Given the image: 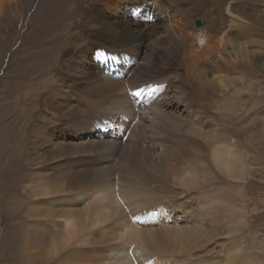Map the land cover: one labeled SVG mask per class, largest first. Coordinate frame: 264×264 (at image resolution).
Masks as SVG:
<instances>
[{
  "label": "bare ground",
  "instance_id": "1",
  "mask_svg": "<svg viewBox=\"0 0 264 264\" xmlns=\"http://www.w3.org/2000/svg\"><path fill=\"white\" fill-rule=\"evenodd\" d=\"M9 1L0 0V15ZM68 1L58 0V4ZM228 1L197 2L199 6H195L194 12L206 5L214 8L213 16L207 19L210 24L205 22L202 30L194 29L190 23L192 32L185 35L189 20L178 18L173 19V23H167L168 34L164 31L167 35L164 34L165 38L160 39L161 50L148 58V64L141 65V49L134 42L146 41L153 34H160L162 20L158 17L145 23L134 17L119 21L106 20L101 10V3L105 4V0H80L79 4L84 5L75 9L74 16L79 19L76 28L88 27L93 22H97L98 27L84 44L76 40L79 37V30L76 29L74 32L78 33L70 41L69 51L65 48L61 50L59 66L48 71L49 79L57 80L59 85L48 90L46 108L54 111L52 115H56L57 119L63 118L64 126L59 130L51 125L50 121L54 118L44 119L46 122L41 128L44 144L55 146L53 158L56 162L41 167L44 173L39 176L45 185L35 190L34 195L41 198L51 195L59 187L61 189L55 199H43V205L40 200L31 202L28 215H34L38 224L31 226L28 242L31 250L35 247L37 253H52L61 256V260H69L95 248L89 245L95 238L118 240L134 237L137 241L139 238L151 239L153 244L143 239L139 243L146 249L156 250L158 263L189 264L201 260V255L194 256L190 247L201 239L192 230L196 229L193 226L204 213L192 215L186 208L188 210H183L178 217H173L177 201L171 199L159 203L158 200L186 193L187 185L197 179V174L192 170H181L179 162L182 161L183 153L189 146L198 149L207 146L204 139L208 132L199 124L200 119L194 127L191 125L187 130L184 129L185 119L180 103L188 107L195 99L187 90L186 70L195 69L197 75H203L204 81L198 84L202 93L207 95L212 73L225 71L228 67L234 70H240L242 66L253 68L250 62L253 55L252 37L248 36L258 35L259 32L263 36L264 31H260V28L259 32H253L242 27L235 32L228 28V19L217 10L219 5ZM162 2L167 3L165 0ZM236 3L230 8L235 14L239 13L237 5H240ZM78 8L80 11L77 14ZM242 15L253 20L252 13L243 11ZM122 48L127 49L124 51ZM66 53H70L72 58L80 57V61L76 64L67 62L64 56ZM223 53L230 56L231 65L222 59ZM218 54L220 56L216 57ZM207 59H214L217 66L207 63L200 65V62ZM117 61L130 65L120 77L115 73H119ZM75 69L81 73L76 74ZM109 70L115 72L109 73ZM171 74L179 77L178 87H174L179 99L175 102L168 99L169 95L172 96L169 91L174 90L172 79L166 82ZM151 82L154 86L149 88ZM213 87L218 88L217 85ZM59 90L67 92L61 94L64 100L57 101ZM147 107L152 113L144 116L142 111ZM129 117L132 119L129 120ZM161 117L165 119L164 122L160 121ZM133 121L136 124L134 126ZM123 122L125 126L118 134L117 128ZM46 124L51 125L52 130H48ZM130 126H133L132 132L128 129ZM125 128L129 131L127 134ZM103 130H109L114 138H107L108 134L104 137L106 133L103 135ZM115 137L120 139L119 143ZM78 138H83V143L80 144ZM209 151L210 159L218 171L227 175L236 173L239 165L232 144L218 141L210 143ZM121 159L125 164L115 171L114 163ZM52 166L56 167V172L49 170ZM134 176L149 186L145 189L150 196L148 200L122 196L125 187L140 183L139 179L133 180ZM53 201L58 204L54 206ZM60 228L62 232L59 233ZM177 238H184V241L179 242L182 243L179 246L180 252L178 247L168 248L169 242H176ZM118 249L123 250V247ZM118 249L113 252V257L125 258ZM165 251L170 254L163 260L160 253Z\"/></svg>",
  "mask_w": 264,
  "mask_h": 264
},
{
  "label": "rangeland",
  "instance_id": "2",
  "mask_svg": "<svg viewBox=\"0 0 264 264\" xmlns=\"http://www.w3.org/2000/svg\"><path fill=\"white\" fill-rule=\"evenodd\" d=\"M105 1V4L101 3V10L106 20L119 21L131 17L144 23L156 17L162 20L160 34H153L146 41L134 42L141 49V65L148 64L149 59L161 50L160 39L165 38L166 32L168 34L167 23H173V19L178 18L189 20L187 35L189 31L192 32L190 23L197 30H202L205 22L209 25L207 19L213 16L214 11L213 7L206 5L194 12L195 6H199L197 2L201 0H165L167 3L162 0ZM235 2V5L240 4L237 5L239 13L236 14L230 10ZM79 3L80 0H70L61 5L58 0H11L6 3L0 15V264L158 263L156 250L146 249L139 243L143 239L153 244L150 238H139L138 241L134 237L118 240L95 238V241L89 243L95 248L69 260H61V256L52 253H37L35 247L31 250L28 245L31 226L38 225L34 215H28L31 202L40 200L42 204L43 199H55L60 195L57 193L60 187L51 195L41 198L34 195L35 190L45 185L39 176L44 173L41 167L56 162L53 158L55 146L44 144L45 139L41 133L43 123L47 117H52L55 120L51 119V125L59 130L64 126L63 118L57 119L56 115H52L54 111L46 108L48 90L59 85L57 80L49 79L48 71L59 66L58 56L64 48L69 51L70 41L78 33L74 32L76 29L79 30L76 40L84 44L87 37L98 27L97 22H93L88 27L76 28L75 24L79 19L74 16L75 9L84 5ZM78 9L77 14L80 11ZM217 10L228 19V28L235 32L242 27L253 32H259L260 28V31H264V0H229L219 5ZM243 11L254 14L253 20L244 18ZM248 37H252L250 41L253 55L250 62L253 68L242 66L240 70H234L228 67L226 72L223 70L212 73L207 85V95L202 93L198 84L204 81L203 75H197L195 69L186 70L187 90L195 99L189 108L185 103H180L185 119L184 129L194 127L200 119L199 124L208 132L204 139L207 146L202 149L189 146L183 153L182 161L179 162L181 170H192L197 174V179L187 185L186 193L170 195L163 197L165 200L158 201H180L176 202L178 205L175 206L173 217H178L186 208L192 215L204 213L201 220L193 226L196 229L192 230L201 239L190 247L194 256L201 255V262L191 261L189 264H264V35L261 36L259 32L258 35ZM259 40L262 43H258ZM122 49L126 51L127 48ZM64 56L71 64L80 61V57L72 58L70 53ZM219 56L220 54L216 57ZM223 56L222 59L231 65L230 56L226 53ZM213 61L214 59H207L200 62V65L207 63L214 66L216 63ZM128 66L117 61L116 68L119 73L110 70L109 73L115 72L120 77V74L126 73ZM74 72L81 73L78 69ZM170 80L174 83L173 88L178 87L177 75L171 74L166 82ZM152 84L153 82L148 85L149 88L154 86ZM174 90L169 91L172 96L168 97L173 102L179 99L176 94L178 91L176 88ZM64 92L66 91H58L57 101L64 100V95H61ZM148 107V110L142 111L144 116L152 113ZM163 120L165 119L161 117L160 121L164 122ZM134 121L133 126L136 125ZM51 125L46 124L48 130H52ZM123 126L124 122L117 128L118 134ZM133 126L128 128L131 132ZM125 129L127 134L129 131ZM103 135H107L109 139L114 138L109 130ZM115 140L119 143L120 139L115 137ZM217 141L232 144L239 165L233 175L218 171L210 159L209 144ZM78 142L83 143V138H78ZM125 154L127 150L124 151ZM123 164V159L115 162V171ZM51 168L50 171H57L56 167ZM134 179H139L140 183L125 187L122 196L134 200H148L150 196L145 189L149 186L144 185L145 182L138 176H134ZM52 204L56 206L58 203L53 201ZM58 231L60 233L62 229ZM182 241L184 238H177L176 242L172 240L168 248L178 247L180 252L179 246L182 243L179 242ZM120 247L123 250L118 249ZM117 249L125 258L113 257L112 254ZM160 254L165 260L164 257L170 253L165 251Z\"/></svg>",
  "mask_w": 264,
  "mask_h": 264
},
{
  "label": "snow or ice",
  "instance_id": "3",
  "mask_svg": "<svg viewBox=\"0 0 264 264\" xmlns=\"http://www.w3.org/2000/svg\"><path fill=\"white\" fill-rule=\"evenodd\" d=\"M133 95H139V93H134Z\"/></svg>",
  "mask_w": 264,
  "mask_h": 264
},
{
  "label": "water",
  "instance_id": "4",
  "mask_svg": "<svg viewBox=\"0 0 264 264\" xmlns=\"http://www.w3.org/2000/svg\"><path fill=\"white\" fill-rule=\"evenodd\" d=\"M200 23V22H199Z\"/></svg>",
  "mask_w": 264,
  "mask_h": 264
}]
</instances>
